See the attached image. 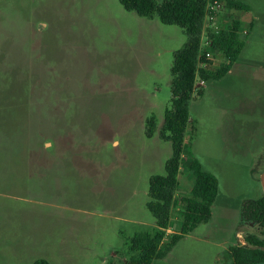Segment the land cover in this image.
Wrapping results in <instances>:
<instances>
[{"label": "rangeland", "instance_id": "obj_1", "mask_svg": "<svg viewBox=\"0 0 264 264\" xmlns=\"http://www.w3.org/2000/svg\"><path fill=\"white\" fill-rule=\"evenodd\" d=\"M260 1L226 7L221 27L243 20L244 47L231 74L209 84L198 77L190 103L177 196L193 187L188 164L197 157L220 181L212 217L153 264H232L229 246L247 233L264 237L258 224H241L243 203L264 192ZM187 39L181 26L120 0H0V264L138 258L132 238L156 228L150 178L166 174L172 155L162 127L174 53ZM214 57V70L227 62ZM182 213L173 208L163 246Z\"/></svg>", "mask_w": 264, "mask_h": 264}, {"label": "trees", "instance_id": "obj_2", "mask_svg": "<svg viewBox=\"0 0 264 264\" xmlns=\"http://www.w3.org/2000/svg\"><path fill=\"white\" fill-rule=\"evenodd\" d=\"M122 5L145 17L157 15L165 24L181 26L188 36L187 42L174 53L172 73V107L165 112L162 134L169 132L172 155L166 163V174H154L150 178L147 204L156 219L154 232L137 233L132 238V246L138 251V258L129 264H153L162 258L185 234L212 217V208L217 199L220 181L216 174L205 170L197 157L189 160L194 184L188 194L177 196L180 188V168L184 161L186 131L190 123V103L196 92L198 77L203 81L220 80L232 69L244 47L241 40L243 20L234 18L218 33L209 29L213 38L214 52H223L227 62L218 69L200 66L205 60L201 54L202 34L205 28L207 0H120ZM227 7L249 10V4L227 1ZM251 26H253L251 24ZM203 93V91H200ZM149 131L156 130L155 117L149 121ZM182 204L181 229L170 235L163 246L167 230L172 222L173 208ZM254 223L264 228V192L261 196L246 200L241 207V224ZM232 264H264V237L247 233L246 241L228 248ZM34 264H51L47 259H39Z\"/></svg>", "mask_w": 264, "mask_h": 264}, {"label": "built area", "instance_id": "obj_3", "mask_svg": "<svg viewBox=\"0 0 264 264\" xmlns=\"http://www.w3.org/2000/svg\"><path fill=\"white\" fill-rule=\"evenodd\" d=\"M226 7L227 5L224 0H207L205 28L206 26L213 27L211 29L212 32L218 33L223 28L221 27V24L225 17ZM203 37H205V39ZM212 42L213 38L210 36V34H202L201 54L205 57V60L200 63V66L206 69H212V66L215 64L216 60L214 57ZM202 82L204 81L202 80Z\"/></svg>", "mask_w": 264, "mask_h": 264}, {"label": "crops", "instance_id": "obj_4", "mask_svg": "<svg viewBox=\"0 0 264 264\" xmlns=\"http://www.w3.org/2000/svg\"><path fill=\"white\" fill-rule=\"evenodd\" d=\"M226 2L227 1H232V0H225ZM233 1H239V2H242V3H245V4H258V3H261L262 1H257V0H233ZM237 62V61H236ZM235 62V63H236ZM235 63H234V65H235ZM234 65H233V67H234ZM233 67H232V69L230 70V72L228 73V74H231L232 73V71H233ZM227 74V75H228ZM211 81H209L208 82V84L210 83ZM208 84L206 83V85H205V88L207 89L208 87ZM206 89H205V91H206ZM205 93V92H204ZM190 120H191V118H190ZM180 184H181V182H180ZM191 190V189H190Z\"/></svg>", "mask_w": 264, "mask_h": 264}, {"label": "water", "instance_id": "obj_5", "mask_svg": "<svg viewBox=\"0 0 264 264\" xmlns=\"http://www.w3.org/2000/svg\"><path fill=\"white\" fill-rule=\"evenodd\" d=\"M260 180H261V185H262V188H263V191H264V169H263V171L261 173Z\"/></svg>", "mask_w": 264, "mask_h": 264}]
</instances>
